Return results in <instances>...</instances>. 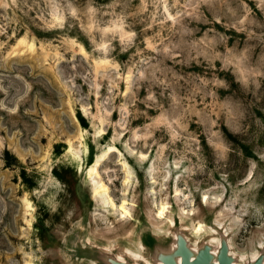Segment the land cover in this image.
<instances>
[{"label":"rangeland","instance_id":"rangeland-1","mask_svg":"<svg viewBox=\"0 0 264 264\" xmlns=\"http://www.w3.org/2000/svg\"><path fill=\"white\" fill-rule=\"evenodd\" d=\"M178 230L264 252V0H0V264Z\"/></svg>","mask_w":264,"mask_h":264},{"label":"water","instance_id":"water-1","mask_svg":"<svg viewBox=\"0 0 264 264\" xmlns=\"http://www.w3.org/2000/svg\"><path fill=\"white\" fill-rule=\"evenodd\" d=\"M107 264H130L111 255H101ZM154 258L161 264H233L235 257L230 253V246L225 235H221L219 243L214 247L211 243L204 242L197 249H193L181 231L175 234L174 244L171 249L163 251L157 249ZM264 252L250 259L247 264H263Z\"/></svg>","mask_w":264,"mask_h":264},{"label":"bare ground","instance_id":"bare-ground-1","mask_svg":"<svg viewBox=\"0 0 264 264\" xmlns=\"http://www.w3.org/2000/svg\"><path fill=\"white\" fill-rule=\"evenodd\" d=\"M162 210V209H161ZM160 215H162V212H160L159 213ZM185 230H187V229H185ZM202 231V229L199 227L197 230H194V235L196 236V237H199L200 236V234L202 233L201 232ZM225 234V233H224ZM174 237V236H173ZM213 238H215V237H213ZM189 243H190V241H189ZM214 245H215V243H214ZM217 245H218V243H217ZM135 246H136V244H135ZM138 251V250H137ZM121 253L123 254H128V255H130V257L132 258V260H133V263L132 264H138V262H139V257H140V253H135V252H133V251H131L130 249H126V248H124L122 251H121ZM231 253V252H230ZM122 254H117L118 256H119V259H121V260H123L121 257H122ZM238 261V260H237Z\"/></svg>","mask_w":264,"mask_h":264}]
</instances>
